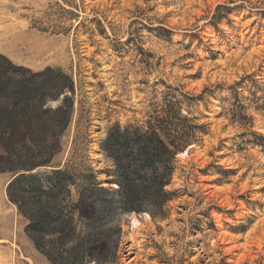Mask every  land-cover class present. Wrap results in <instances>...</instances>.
Listing matches in <instances>:
<instances>
[{
    "label": "rangeland",
    "instance_id": "1",
    "mask_svg": "<svg viewBox=\"0 0 264 264\" xmlns=\"http://www.w3.org/2000/svg\"><path fill=\"white\" fill-rule=\"evenodd\" d=\"M0 53L73 77L81 153L108 190V127L142 124L170 91L193 98L182 113L200 130L175 157L167 217L105 211L104 258L86 264H264V0H0ZM10 180L0 173V264H52Z\"/></svg>",
    "mask_w": 264,
    "mask_h": 264
},
{
    "label": "trees",
    "instance_id": "2",
    "mask_svg": "<svg viewBox=\"0 0 264 264\" xmlns=\"http://www.w3.org/2000/svg\"><path fill=\"white\" fill-rule=\"evenodd\" d=\"M76 91L73 77L60 68L32 70L0 53V173L11 174L8 200L25 218L26 236L52 264L100 262L105 211L166 218L175 157L200 130L182 113L193 98L174 91L142 124L111 125L100 144L111 163L108 183L116 185L108 190L81 153L88 133ZM63 151L71 155L55 162Z\"/></svg>",
    "mask_w": 264,
    "mask_h": 264
},
{
    "label": "bare ground",
    "instance_id": "3",
    "mask_svg": "<svg viewBox=\"0 0 264 264\" xmlns=\"http://www.w3.org/2000/svg\"><path fill=\"white\" fill-rule=\"evenodd\" d=\"M182 154H184V153H182ZM112 187H116V185L115 184H112ZM132 221H133L134 224H137L138 223V221L136 220V218H134Z\"/></svg>",
    "mask_w": 264,
    "mask_h": 264
}]
</instances>
